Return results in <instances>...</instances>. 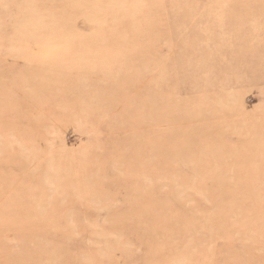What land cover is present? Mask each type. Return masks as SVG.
<instances>
[{
    "label": "rangeland",
    "instance_id": "1",
    "mask_svg": "<svg viewBox=\"0 0 264 264\" xmlns=\"http://www.w3.org/2000/svg\"><path fill=\"white\" fill-rule=\"evenodd\" d=\"M0 264H264V0H0Z\"/></svg>",
    "mask_w": 264,
    "mask_h": 264
}]
</instances>
